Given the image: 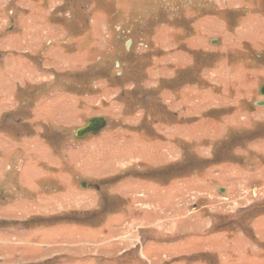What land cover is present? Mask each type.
Returning <instances> with one entry per match:
<instances>
[{
	"label": "rangeland",
	"instance_id": "374dc122",
	"mask_svg": "<svg viewBox=\"0 0 264 264\" xmlns=\"http://www.w3.org/2000/svg\"><path fill=\"white\" fill-rule=\"evenodd\" d=\"M263 84L264 0H0V264H264Z\"/></svg>",
	"mask_w": 264,
	"mask_h": 264
},
{
	"label": "water",
	"instance_id": "95a60500",
	"mask_svg": "<svg viewBox=\"0 0 264 264\" xmlns=\"http://www.w3.org/2000/svg\"><path fill=\"white\" fill-rule=\"evenodd\" d=\"M212 42H216L213 40ZM131 44V39H128L125 43V47L128 49ZM259 93L264 95V84L260 86ZM258 105H263L264 101H258ZM106 118L102 115L91 116L84 125L79 126L74 131L76 138H83L87 134H97L106 125ZM220 191H222L220 189Z\"/></svg>",
	"mask_w": 264,
	"mask_h": 264
},
{
	"label": "crops",
	"instance_id": "0c3cea01",
	"mask_svg": "<svg viewBox=\"0 0 264 264\" xmlns=\"http://www.w3.org/2000/svg\"><path fill=\"white\" fill-rule=\"evenodd\" d=\"M0 195H1V189H0ZM2 198V195L0 196V199Z\"/></svg>",
	"mask_w": 264,
	"mask_h": 264
},
{
	"label": "built area",
	"instance_id": "2783aa9c",
	"mask_svg": "<svg viewBox=\"0 0 264 264\" xmlns=\"http://www.w3.org/2000/svg\"><path fill=\"white\" fill-rule=\"evenodd\" d=\"M1 196V195H0Z\"/></svg>",
	"mask_w": 264,
	"mask_h": 264
},
{
	"label": "trees",
	"instance_id": "16d2710c",
	"mask_svg": "<svg viewBox=\"0 0 264 264\" xmlns=\"http://www.w3.org/2000/svg\"><path fill=\"white\" fill-rule=\"evenodd\" d=\"M85 4V3H84Z\"/></svg>",
	"mask_w": 264,
	"mask_h": 264
}]
</instances>
